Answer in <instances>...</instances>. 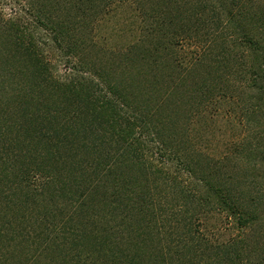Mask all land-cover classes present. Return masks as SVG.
Instances as JSON below:
<instances>
[{
    "label": "trees",
    "instance_id": "16d2710c",
    "mask_svg": "<svg viewBox=\"0 0 264 264\" xmlns=\"http://www.w3.org/2000/svg\"><path fill=\"white\" fill-rule=\"evenodd\" d=\"M33 1L37 27L65 54V77L47 78L39 35L20 18L6 25L0 264H252L247 230L264 195H233L222 178L223 163L254 161L253 142L236 132L220 159L205 149L192 159L180 146L193 133L187 120L213 117L217 98L234 103L226 117L235 130L243 111L264 119V0ZM115 8L132 11L135 37L105 46L97 64L86 55ZM20 61L32 65L33 87ZM148 142L160 145L159 163L147 158ZM184 200L202 209L198 224L214 237L197 235L195 220L184 233L169 221L177 240L163 243L159 210L179 212Z\"/></svg>",
    "mask_w": 264,
    "mask_h": 264
},
{
    "label": "rangeland",
    "instance_id": "374dc122",
    "mask_svg": "<svg viewBox=\"0 0 264 264\" xmlns=\"http://www.w3.org/2000/svg\"><path fill=\"white\" fill-rule=\"evenodd\" d=\"M33 3V4H32ZM35 1L33 0H0V36H5L7 34L6 25L10 24V22L14 20L21 19V22L18 24L22 27L24 25V29H29L34 36L39 35V43L41 51L43 50L44 57L47 60L43 62V66L46 69H50V72L47 71V78L53 79V81H60L61 78L65 77V68L63 67L65 64V54L61 53L57 48L56 45L51 41L49 35L43 32L42 28L37 27V20L34 16L32 8L29 5H34ZM117 12H112L107 19H104L99 22V27L97 25V29L95 31V43L97 47L92 49L88 55H86L87 59H91L96 61L99 64V58H104L105 53L103 52L104 49L107 47L108 49H116V48H124L126 47L135 37V34L132 31V11L129 9L124 8H115ZM4 34V35H3ZM108 46H107V45ZM53 46V49L51 47ZM106 46V47H105ZM0 51L6 53V50L3 48L2 39L0 38ZM64 55V56H63ZM5 62L1 63L4 64ZM18 68L17 70L22 67V71L25 72L27 69V82L33 87L34 85V78L32 73H34V69L32 65L27 67V62L17 63ZM48 65V67L46 66ZM6 70L4 66H0V74L4 75ZM7 73V72H6ZM25 76L26 74H22ZM40 79V78H35ZM43 79L41 78L40 81L43 83ZM61 82V81H60ZM218 103L214 105L212 114L214 115L211 117L209 114L205 118H196L195 122H192V118L187 120L188 124L192 126L193 133L190 136V141L181 145L180 147L188 146L190 149V154L192 159H198V151L199 149H205L211 156L216 155L217 158L220 159L223 155H226L227 151L232 147L231 144L228 142L233 139L235 133L237 132L238 135L246 136V140L248 139V145L250 142H253V150L256 151V156L252 163L248 162V158L243 161H239L235 164L233 162L223 163L227 168H224V172L226 173L225 177L222 179L227 182L223 184L226 185L229 190H231L233 195L238 196L242 193L248 195H256L258 191H261L264 195V119L261 116L256 115H249L248 112L243 111L244 115V126L243 127H235L230 122V119L226 117V111L233 105L234 103L225 102V100H220L221 98H217ZM243 103L240 104L241 107H244L245 110L247 107L244 104L245 97L242 98ZM255 100L252 99V103ZM11 105L14 102L10 101ZM7 111V110H6ZM5 111V112H6ZM217 111V113L215 112ZM1 117H8L6 113H3ZM210 117L212 119H210ZM233 119V118H232ZM3 123H6L4 121ZM106 139H110L112 137V132L110 131V126L106 125ZM167 134H170V130L168 129ZM105 135V134H104ZM109 141V140H107ZM148 151H152V154H146L147 158H152L154 161L159 163V159L163 156L157 150V147L160 148V145L155 144L154 142H148ZM147 151V150H146ZM197 151V152H196ZM196 152V153H195ZM227 162V161H225ZM215 165V162L213 163ZM212 164V166H213ZM160 165V164H159ZM210 167V166H209ZM212 170V168L210 167ZM234 170V172H232ZM219 173V172H218ZM152 174V173H151ZM229 174V176H227ZM234 175V179L232 175ZM149 174V178H150ZM187 182H191L192 178L188 175H183ZM155 177V176H153ZM221 180V179H220ZM161 182V181H160ZM168 192H172L171 189ZM173 198V197H172ZM174 200H172V203ZM183 205V204H182ZM179 207V206H178ZM167 210L164 209L159 210L160 218L165 220L163 222L161 219L160 222V232H162V240L163 243H173L177 239L175 235H172V231L170 227V222H173L176 226H179L183 230L180 233H184L185 231V223H190L191 221L195 220L194 228L202 229L203 232L197 233H206L204 228L200 227L201 224H198L197 214L202 212L201 208H198L195 202L191 203L189 200H184V205L179 207V212H172L167 206H165ZM158 212V209H155ZM200 211V212H199ZM211 216L209 215L208 218ZM211 217L208 225H214V221ZM188 225V224H187ZM165 227V228H164ZM247 234L252 237L250 241V250L246 248V255L250 257V261L252 264H260V254L264 251V242L262 240V234L264 233V213L261 215V220L254 225V228L248 229ZM235 232H225L224 241H229L230 237L233 236ZM224 235V233H223ZM213 234L210 232L208 238H212ZM214 237V236H213ZM241 246V244H239ZM257 248V249H256ZM259 254V259H257V255ZM246 264H250L247 263Z\"/></svg>",
    "mask_w": 264,
    "mask_h": 264
}]
</instances>
